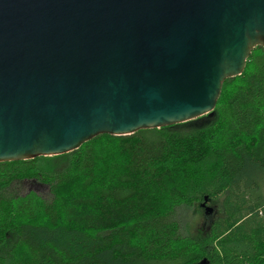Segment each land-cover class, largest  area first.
Instances as JSON below:
<instances>
[{
    "label": "trees",
    "instance_id": "1",
    "mask_svg": "<svg viewBox=\"0 0 264 264\" xmlns=\"http://www.w3.org/2000/svg\"><path fill=\"white\" fill-rule=\"evenodd\" d=\"M30 180L51 198L11 192ZM205 202L217 217L182 234L172 215ZM0 264H264V48L209 114L0 162Z\"/></svg>",
    "mask_w": 264,
    "mask_h": 264
},
{
    "label": "water",
    "instance_id": "2",
    "mask_svg": "<svg viewBox=\"0 0 264 264\" xmlns=\"http://www.w3.org/2000/svg\"><path fill=\"white\" fill-rule=\"evenodd\" d=\"M258 46L264 0H0V162L209 114Z\"/></svg>",
    "mask_w": 264,
    "mask_h": 264
},
{
    "label": "rangeland",
    "instance_id": "3",
    "mask_svg": "<svg viewBox=\"0 0 264 264\" xmlns=\"http://www.w3.org/2000/svg\"><path fill=\"white\" fill-rule=\"evenodd\" d=\"M30 190L38 192L45 198H51L50 189L47 185L37 181H24L13 185L11 192L15 194H24ZM212 208V212L207 213L206 208ZM218 215V205L215 203H207L203 207H180L172 215L181 224V232L184 235L195 234L200 230H205L208 223Z\"/></svg>",
    "mask_w": 264,
    "mask_h": 264
}]
</instances>
